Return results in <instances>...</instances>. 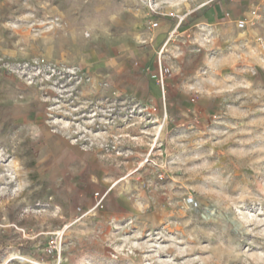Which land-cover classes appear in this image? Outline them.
Here are the masks:
<instances>
[{"label":"rangeland","instance_id":"obj_1","mask_svg":"<svg viewBox=\"0 0 264 264\" xmlns=\"http://www.w3.org/2000/svg\"><path fill=\"white\" fill-rule=\"evenodd\" d=\"M218 1L0 0V264H264V1L250 28ZM125 48L152 69L87 65Z\"/></svg>","mask_w":264,"mask_h":264},{"label":"crops","instance_id":"obj_2","mask_svg":"<svg viewBox=\"0 0 264 264\" xmlns=\"http://www.w3.org/2000/svg\"><path fill=\"white\" fill-rule=\"evenodd\" d=\"M264 0H222L218 1L215 3L211 8H210V13L208 15V20L216 21L217 19H221V17H224L225 19L229 18L231 20H236V21H248L246 27L250 28V23L249 20H251L253 17L251 13V9L254 5H257L259 7V13H260V18H261V10H260V5ZM260 18L258 20H260ZM156 22L153 23L157 24L158 26L160 24V28L154 32L151 40L156 42V46L160 45L167 37L171 36L173 33V30L175 29V26H173V22L165 19L163 20L162 18H158V20H155ZM155 26V27H156ZM174 27V28H173ZM261 31L263 29H260ZM249 31H251L249 29ZM170 38L168 39V41ZM167 41V42H168ZM54 48H58V51L55 50V57L62 61L65 59L64 51L62 48L64 46L59 42L55 43ZM121 54H117L118 56L115 55V50L112 51V55H109L107 58H102L100 60L98 57L96 58L95 52L89 53V57H92L90 61H88L87 65H90V68L97 72L98 70H101L103 74H106V71H104L105 67L109 68L108 66L113 65V63H116L118 68L121 69L122 71H125L126 77L129 78L128 76L131 75V60H134V71H138L140 68L143 67V69H147L150 71L153 67V62H152V57L150 56L149 58L144 54L141 53L139 50H127L126 48L123 50L121 49ZM50 54V53H48ZM138 57V59H137ZM97 70V71H96ZM102 74V77H103ZM113 74V73H112ZM97 76V73H96ZM153 80V79H150ZM149 80V85L152 87V91L157 94L159 91L157 89L156 83L153 81ZM62 144L66 145V148L64 147L61 149L60 152V159L62 160V156H64L65 160L69 159L70 161V166L72 170H77V173L79 174V170L83 164H85L84 168L88 170V175L91 178L90 181L93 186H110L116 182L115 178L112 177V172L114 173L117 169L115 165H111L109 162V159L106 154L101 152L98 149H93V150H88V149H82L81 147L73 145V143H70L68 141H63L62 137L58 138ZM51 143L52 141H48ZM67 150V151H66ZM68 156V157H67ZM83 161H85L83 163ZM62 166L65 165H60L59 169L60 172L63 173L67 169L62 170ZM95 189V188H93ZM95 191V190H94ZM93 190L90 193V196L93 197L92 195ZM94 199V198H93Z\"/></svg>","mask_w":264,"mask_h":264},{"label":"built area","instance_id":"obj_3","mask_svg":"<svg viewBox=\"0 0 264 264\" xmlns=\"http://www.w3.org/2000/svg\"><path fill=\"white\" fill-rule=\"evenodd\" d=\"M251 13H252L254 19L258 20L260 18L259 7L257 5H254L252 7ZM247 23H248V21H245V20L240 21L241 26H246ZM154 25L156 26L157 24H154ZM160 82H161V88L163 90V93L165 94L166 93V88H165L166 85H165V78H164V72H163L162 66H160Z\"/></svg>","mask_w":264,"mask_h":264}]
</instances>
